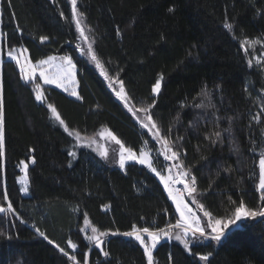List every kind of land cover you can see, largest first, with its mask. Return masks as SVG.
<instances>
[{
  "label": "trees",
  "instance_id": "trees-1",
  "mask_svg": "<svg viewBox=\"0 0 264 264\" xmlns=\"http://www.w3.org/2000/svg\"><path fill=\"white\" fill-rule=\"evenodd\" d=\"M77 1L109 78L123 82L136 106L151 105L181 167L197 178L190 209L201 218L210 212L223 224L241 204L247 211L264 210V63L255 61L264 53V0ZM0 37V205L11 202L15 209L0 213V264H147L143 245L123 233L176 231L171 228L179 215L160 176L138 164L113 167L79 149L73 134L92 138L110 129L127 148L150 150L162 176L169 162L109 82L78 54L70 1L0 0ZM21 47L34 61L70 55L79 97L24 81L9 57ZM86 225L102 243L93 245ZM166 237L153 249V264H264L262 216L242 221L219 241L193 236L187 247Z\"/></svg>",
  "mask_w": 264,
  "mask_h": 264
},
{
  "label": "snow or ice",
  "instance_id": "snow-or-ice-1",
  "mask_svg": "<svg viewBox=\"0 0 264 264\" xmlns=\"http://www.w3.org/2000/svg\"><path fill=\"white\" fill-rule=\"evenodd\" d=\"M71 5H72V11L73 14H76V0H71ZM171 10V9H170ZM82 15V14H81ZM77 26H79L80 24V20L77 19L76 21ZM227 27L231 28L232 25H227ZM81 35H83V29H81ZM2 38V37H0ZM42 40H46L47 37H41ZM85 39H87V37H85ZM258 41L254 42L257 43ZM245 43H247V41H245ZM89 51L92 52L91 49V44L89 45ZM9 56L12 57V54L9 53ZM13 59L17 60V63H20V68H21V73L24 76L25 80H30L35 78L36 76V69L39 68L40 72H39V76L43 78V81L45 84H55L58 87H63L65 91H68V88L65 87V83L66 82H72L75 83V68L76 65L73 63L72 58L71 57H62L60 59V62L58 64H54L53 62L56 60V57H52L49 56L47 59H41L38 61L37 64L32 65L30 63V61L27 60V57L25 58V61L28 63V70L27 72H25V64L21 63L18 59V57H12ZM92 60L95 61L96 65L98 67L101 68L102 72L103 70V65L101 64L100 60L97 58L95 52H92V56H91ZM48 67H54L56 70L53 73H49L48 71H46V69ZM105 77H107V73L105 72ZM120 91L116 92V95L123 101H125V103L128 102V97L126 96V94L124 93V89H123V82L120 81ZM160 83L157 82L155 84V87L153 89V91L155 92H159L160 90ZM37 95L36 98L38 100L43 98V92L41 90H39V85H37ZM73 95H77V93L75 91L72 92ZM49 108H51L53 113H56V109L54 107H52V105L48 106ZM150 108L151 105L149 107L140 109V111H143L144 113H146V120L148 121L147 123H144V127L145 128H149V130L151 131L153 128H156L155 123L152 121V117L150 115ZM135 115V113H134ZM56 119L59 121V123L61 125H64V121L60 119L59 114L56 113ZM4 124H5V116H4V97H3V83L2 80H0V156L3 155V148H4ZM66 128V126H65ZM156 133L158 135L159 133V129H156ZM71 134V133H70ZM75 135L77 137H79V133H75ZM106 135L110 136L118 145H120L121 151H120V156H119V162L121 167L124 166L125 164V160H130V161H136L137 160V156L136 153L133 152L130 148H126L124 147V145L121 143V141L119 139L116 138L115 135H113L110 131H108L106 133ZM216 137L219 138L220 137V133L217 132L215 133ZM164 144L165 146H167L168 141L164 140ZM168 151L171 152V155H167L166 158L169 160L172 159H176L178 157V153L176 152H172L171 149H169ZM125 153L127 155H125ZM74 155V153H73ZM102 155L107 156V152L104 151L102 153ZM34 162V160H33ZM139 163L141 165L147 164L148 167L156 173V175L160 176V179L162 181H164V185L165 187L168 189L169 191V195L172 197V199L176 202L177 205V209L180 211L181 214V221H179L177 223V225L175 227H184V232L187 233L189 231H191V233L193 235H195L196 233H200L201 235L204 234V229L200 226L199 220L191 215V209L188 207L187 203H184L183 198L180 194H174L173 193V189L170 187L169 185V179L165 176L160 175L159 172H157L156 168H154L151 164V162L148 159V156L146 153H142L140 158H139ZM259 169H260V189L262 191H264V157H261L259 159ZM182 175L187 176L188 173H182ZM196 185V178L194 176L190 177V184H185V188L187 190V193L189 196L192 195L193 192L196 191L195 188ZM26 191V189H25ZM5 198L7 197V193H4ZM201 208H203V206L201 205ZM6 211H12L15 212V209H13L11 202L8 203L7 208H5L4 206L0 205V213H4ZM205 216H208L210 218L209 222L211 224V228L212 231L214 233H216L215 236H213V239L219 241L222 234H223V229H221L219 226L223 223L221 220H215L212 221L211 220V216L212 214L210 212L205 211L204 212ZM243 216H252V217H256V216H262L264 217V210L261 211H247L245 209V206L243 204H241L239 207L236 208L235 210V214L234 216L227 222L225 223V227H227V224L231 223L234 224L236 220H240ZM87 223V221H86ZM171 227V226H170ZM37 232H39V235L41 237H44V239H48V237L45 235L44 232L40 231L39 229H36ZM93 233H95L97 230L95 228L92 229ZM141 231L143 233L147 234V237L150 238V243H147L145 240V237L143 235H141ZM107 233H101L100 235H106ZM2 235V234H0ZM123 235L125 236H129V237H134L135 240L139 241V243L141 245H143L144 247V253L147 256V264H153V249L156 248L157 244L159 243L160 239L164 236H169L170 232L169 231H165L164 229H160L158 231H151L149 228H143L142 230L137 229L133 232H127V233H123ZM177 239H181V236H177ZM89 240H93L95 241L97 244L102 243L99 240V237L93 235L88 237ZM50 243H54L52 241H49ZM69 244H71V241H69ZM72 248H75L76 245L72 244L71 245ZM185 246H187V241L185 240ZM57 248H59V251L64 253L65 255H68L64 248H60L59 245H56ZM105 256L108 255L107 252L104 253ZM70 259L75 260L76 257L75 256H71ZM202 260H208L207 256H202L201 257Z\"/></svg>",
  "mask_w": 264,
  "mask_h": 264
},
{
  "label": "rangeland",
  "instance_id": "rangeland-1",
  "mask_svg": "<svg viewBox=\"0 0 264 264\" xmlns=\"http://www.w3.org/2000/svg\"><path fill=\"white\" fill-rule=\"evenodd\" d=\"M69 1L71 3V0H69ZM77 4H78V1L76 0V9H77V11H76V14H73V15H74L75 22L77 21V19L80 20V24H79V26H77V28H78V35H79L78 43H77V51H78V54L80 56L85 57L90 63H92V65L95 67V69L109 82V85H110L109 87L113 91L115 97L123 104V106L126 108V110L133 116L135 122L140 126V128L142 130H145L146 133H148L151 136V139L155 141L154 143L157 146L158 153H159L160 157L164 158L165 162L166 161L169 162V163L166 164L167 169H166V173H165V177L170 178L169 179V185H170L171 182H174L181 173H183V172L191 173V172H189L186 169H183L181 167V165L179 163V157H180L179 153H178V157L176 159L169 160V159L166 158L167 155H171V152L168 151L170 149V146H169V143L167 144V146H165V144H164V140L165 139L163 138L160 129L158 128V126L156 125L155 121L153 120V117H152L151 113H150V115L152 117V121L156 125V128H153L150 131L149 128H145L144 127V123H147L148 122L146 120V115L147 114L144 113L143 111H140V109H143V108H146V107L136 106L134 104V102L130 99V96H129V94L127 92V89L124 86V84H123V89H124V93L128 97V102L125 103V101L121 100L116 95V92L120 91V87H121L120 83L118 81H116L115 79L112 80L111 78H109V76H108L109 74L107 73V71L105 69V66L102 64L101 61L100 62L103 65V70H104L103 72H102L101 68L96 65L95 61L92 60V58H91L92 52H95V54H96L95 47H94V42H93V39L88 35V33L86 34L85 28L83 27V23H82V16L80 15V13L78 11ZM76 25H77V23H76ZM81 29H83V35H81ZM85 37H87V39H85ZM90 44H91L92 52L89 51V45ZM10 53L12 54V57H18L19 61L21 63H24L25 64V72H27V70H28V63L25 61V58L26 57H27V60L30 61V63L32 65L37 64L38 61H39V60L34 61L31 58V56L29 54V51H28V49L26 47L17 48V49L13 50ZM51 56L52 57H56V60L53 62L54 64H58L60 62V59L62 57H65V56L71 57L70 55H67V54H65V55H51ZM96 56H97V54H96ZM12 57H10V58L17 63V60L16 59H13ZM48 57L43 58V59H47ZM97 58H98V56H97ZM72 61L76 65V63H75V61H74L73 58H72ZM255 61L257 63H260V64L261 63H264V53H262L261 55H256L255 56ZM17 65H18V68H19V70L21 72L20 63H17ZM55 70L56 69L54 67H48L46 69V71H48L49 73H53V72H55ZM39 72H40V69L37 68L36 69V76H35V78L30 79V80H25L22 73H21V76H22V78H23L24 81H27V82H38L39 85H41V86L51 87V88L56 89V90H58L60 92H63V93L68 94L72 98H78L79 97V78H78V69H77V66L75 68V73H76V75H75V83H72V82H66L65 83V87L68 88V91H65L63 87H58L55 84H45L44 81H43V78L39 76ZM105 72L107 73V77L108 78L105 77V74H104ZM159 83H160V81H159ZM73 91H75L77 93V95H73L72 94ZM38 101L39 102H42L43 101V98L40 99V100H38ZM134 113H135V115H134ZM156 129H159L158 135L156 133ZM108 131H110L113 135H115L110 129H107V128L102 129L99 133H97L96 136H94L92 138H84V137H82L80 135H79V137H77L75 134H73V135L76 138L77 145H78L79 149H86V150L92 151L98 157H100L101 159H103L105 162H107L108 164H110L113 167H117V168H119L121 170H124L128 164H138L140 166H143V167L149 169L151 172H153L148 167L147 164L141 165L139 163V158H140L141 154L142 153H146L147 156H148L149 161L151 162L152 166L154 167L152 153H151L150 150H148L146 148L145 149H142L141 153H138V152L132 150L133 152L136 153L137 160L136 161L125 160L124 166L121 167L120 162H119V156H120V151H121L120 145H118L110 136L106 135V133ZM116 138L118 139L117 136H116ZM121 143L123 144L122 141H121ZM124 147H126V146L124 145ZM104 151L107 152V156L102 155V153ZM171 151H172V149H171ZM125 155H127V154L125 153ZM153 173H155V172H153ZM173 175H175L176 177L174 178ZM161 182L163 183L164 188L168 191V189L164 185V181L161 180ZM24 183H25V181H24ZM259 185H260V183H259ZM171 188L173 189V187H171ZM259 189H260V187H259ZM173 192H174V189H173ZM179 194L182 196L184 203H187L188 204L187 200H189V199L191 201H193V193H192L191 196H189L188 193H185L184 191H182ZM172 205L175 207V209H176V211H177V213L179 215V221H181L180 211L177 209L176 202L173 199H172ZM188 207H189V205H188ZM191 213H194V215L196 216V218L199 220L200 226L204 229V234L201 235L200 233H196L195 235H193L191 233V231L185 233L184 232V227H186V225L185 226H182V227H175L177 225L176 224L174 227L171 228V229H175L176 231H169L170 232V235L167 236V237H169L171 240L178 241V242H180V243H182L184 245H185V240H186L187 241V247L190 246V244L193 242V240L195 238H197V237L198 238H202L204 240H215V239H213V236H215L216 233H214L212 231L211 224L209 222L210 218L208 216H203L201 218V215H199V213L193 212L192 210H191ZM256 217H258V216H256ZM248 218H254V217H252V216H250V217L243 216L236 223H234V224H227V227H225L224 226L225 224L222 223L219 226L221 229H223V234H222L221 238L227 232H229L231 229H233L234 227H236V225L238 226L242 221H244V220H246ZM212 221H214V220H212ZM92 229L93 228H91L88 225H86V227H85V230L87 232H92L91 236H93V235L98 236L97 231L95 233H93ZM141 235H143L144 237L147 236V234L146 233H143L142 231H141ZM177 236H181L182 238L181 239H177L176 238ZM146 242L147 243H150L151 242L150 241V238ZM159 243H160V241H159ZM159 243L157 244V246L159 245ZM96 244H97L96 242L93 243L94 246H96Z\"/></svg>",
  "mask_w": 264,
  "mask_h": 264
},
{
  "label": "built area",
  "instance_id": "built-area-1",
  "mask_svg": "<svg viewBox=\"0 0 264 264\" xmlns=\"http://www.w3.org/2000/svg\"><path fill=\"white\" fill-rule=\"evenodd\" d=\"M183 173H188V172H183ZM191 176H194L192 173H188V175L187 176H184V175H182V173L178 176V178L174 181V182H171L170 183V186L171 187H173V189H174V194H179V193H181L182 191H183V189L182 188H180L179 186H177V182L178 181H181V182H183V183H185V184H190V177ZM195 177V176H194ZM196 178V177H195ZM197 187V179H196V185H195V188ZM191 215H193V216H195L194 214H191ZM196 217V216H195Z\"/></svg>",
  "mask_w": 264,
  "mask_h": 264
},
{
  "label": "water",
  "instance_id": "water-1",
  "mask_svg": "<svg viewBox=\"0 0 264 264\" xmlns=\"http://www.w3.org/2000/svg\"><path fill=\"white\" fill-rule=\"evenodd\" d=\"M34 162H32V164H33ZM184 188H185V186H183Z\"/></svg>",
  "mask_w": 264,
  "mask_h": 264
}]
</instances>
